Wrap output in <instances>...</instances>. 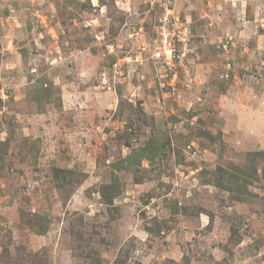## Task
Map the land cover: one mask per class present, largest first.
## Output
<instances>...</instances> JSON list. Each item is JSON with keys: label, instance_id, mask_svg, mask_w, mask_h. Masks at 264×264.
Segmentation results:
<instances>
[{"label": "rangeland", "instance_id": "obj_1", "mask_svg": "<svg viewBox=\"0 0 264 264\" xmlns=\"http://www.w3.org/2000/svg\"><path fill=\"white\" fill-rule=\"evenodd\" d=\"M0 264H264V0H0Z\"/></svg>", "mask_w": 264, "mask_h": 264}, {"label": "trees", "instance_id": "obj_2", "mask_svg": "<svg viewBox=\"0 0 264 264\" xmlns=\"http://www.w3.org/2000/svg\"><path fill=\"white\" fill-rule=\"evenodd\" d=\"M162 147H160L159 141L157 138L153 137L141 150L138 152L131 153L128 155L123 161L120 163H114L116 168H120L122 164L125 162L133 163V164H140L142 159H153L158 153L162 151ZM114 180H116L117 175H113ZM242 199L239 197V200Z\"/></svg>", "mask_w": 264, "mask_h": 264}, {"label": "built area", "instance_id": "obj_3", "mask_svg": "<svg viewBox=\"0 0 264 264\" xmlns=\"http://www.w3.org/2000/svg\"><path fill=\"white\" fill-rule=\"evenodd\" d=\"M172 47L167 46L164 44L163 46L159 47L157 51L154 53L155 57L169 59L172 57Z\"/></svg>", "mask_w": 264, "mask_h": 264}]
</instances>
